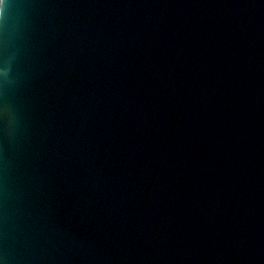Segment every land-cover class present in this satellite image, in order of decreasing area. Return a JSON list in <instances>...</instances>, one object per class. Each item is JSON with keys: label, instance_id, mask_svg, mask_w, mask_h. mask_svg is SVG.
<instances>
[{"label": "water", "instance_id": "95a60500", "mask_svg": "<svg viewBox=\"0 0 264 264\" xmlns=\"http://www.w3.org/2000/svg\"><path fill=\"white\" fill-rule=\"evenodd\" d=\"M0 259L264 264V0H9Z\"/></svg>", "mask_w": 264, "mask_h": 264}, {"label": "snow or ice", "instance_id": "6c2138e0", "mask_svg": "<svg viewBox=\"0 0 264 264\" xmlns=\"http://www.w3.org/2000/svg\"><path fill=\"white\" fill-rule=\"evenodd\" d=\"M8 2H9V0H0V12L3 11V8L5 6H8Z\"/></svg>", "mask_w": 264, "mask_h": 264}, {"label": "clouds", "instance_id": "9594fccd", "mask_svg": "<svg viewBox=\"0 0 264 264\" xmlns=\"http://www.w3.org/2000/svg\"><path fill=\"white\" fill-rule=\"evenodd\" d=\"M6 8H7V6H5V7L3 8V11L0 12V13L3 14ZM0 264H7V261H6L5 259H0Z\"/></svg>", "mask_w": 264, "mask_h": 264}]
</instances>
